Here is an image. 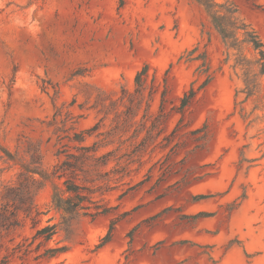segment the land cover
<instances>
[{
	"label": "rangeland",
	"instance_id": "obj_1",
	"mask_svg": "<svg viewBox=\"0 0 264 264\" xmlns=\"http://www.w3.org/2000/svg\"><path fill=\"white\" fill-rule=\"evenodd\" d=\"M216 1L239 50L198 0H0V196L37 167L39 226L58 224L40 244L21 212L0 264H264V0ZM82 146L107 213L67 223L53 172Z\"/></svg>",
	"mask_w": 264,
	"mask_h": 264
},
{
	"label": "trees",
	"instance_id": "obj_2",
	"mask_svg": "<svg viewBox=\"0 0 264 264\" xmlns=\"http://www.w3.org/2000/svg\"><path fill=\"white\" fill-rule=\"evenodd\" d=\"M207 9L212 20L214 21L217 29L222 34L225 40V44L229 48L238 49L240 47L239 32L244 30V23L236 12L225 8L222 10V6L218 4L216 0H198ZM246 29V28H245ZM249 30H247L248 32ZM250 32V31H249ZM249 43H252L253 47L259 53V63L262 74H264V42L257 36L254 31L249 34ZM149 65H144V68L138 72L136 82L141 84L142 76L147 72ZM207 81L203 82L197 89L191 87V89L185 93L182 97L181 108H186L190 105L197 95V92L201 90ZM80 137V136H79ZM78 141H84V138L77 139ZM80 149L84 150L82 155L67 154V158L59 163L53 176L58 178H65L63 184H56L54 187V193L52 197V203L54 208L61 212L63 219L67 223L73 222L81 215L95 217L102 213H107V210L102 208V205L94 199L93 189L86 185L80 184L76 181V171L83 169L82 159L89 158V152L94 151L92 146H82ZM9 159H13L9 156ZM40 163V158L32 159V163ZM25 171H22L19 175L20 181L17 185H5L4 191L0 196L2 203L0 204V249L4 247L3 238L6 233H9L12 229L21 225L20 213H25V216L32 220L33 227L36 228L34 240L40 239V244L49 242L58 232V224H47L45 226H39L41 222V211L35 204L34 197L38 191L43 187L44 183L40 181L35 186L36 179H33L31 174H42V170L37 167L24 166ZM49 178L50 176H46ZM207 212H199L189 217L206 216ZM64 251L63 248H48L47 252L51 256L57 255Z\"/></svg>",
	"mask_w": 264,
	"mask_h": 264
}]
</instances>
